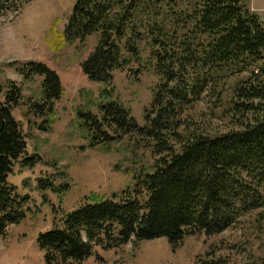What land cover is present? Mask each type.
<instances>
[{"label":"trees","instance_id":"obj_1","mask_svg":"<svg viewBox=\"0 0 264 264\" xmlns=\"http://www.w3.org/2000/svg\"><path fill=\"white\" fill-rule=\"evenodd\" d=\"M9 1L19 11L30 0ZM57 25L46 38L53 51L98 36L82 63L87 78L104 85L101 100L107 101L100 104L101 117L80 114L92 146L138 131L152 142L156 160L133 189L111 198L90 194L63 223L42 233L38 245L46 264H77L94 247L161 237L176 249L189 234L222 233L264 208V18L249 0H75L62 32ZM146 62L161 82L141 126L114 98V78L117 70ZM20 71L25 80L43 77L41 96L28 111L43 118L39 127L46 130L65 95L59 74L42 62ZM222 80L232 81L235 126L219 134L188 126L185 108ZM21 101L14 83L0 99V238L25 219L29 202L8 181L27 153V136L13 112ZM35 157L23 165L33 166Z\"/></svg>","mask_w":264,"mask_h":264},{"label":"rangeland","instance_id":"obj_2","mask_svg":"<svg viewBox=\"0 0 264 264\" xmlns=\"http://www.w3.org/2000/svg\"><path fill=\"white\" fill-rule=\"evenodd\" d=\"M12 2L5 1L0 7V99L5 100L13 83L22 90L21 104L13 112L27 136V153L15 164L8 181L22 196H29V202L25 219L9 226L0 238V264H46L45 252L38 245L42 233L63 223L90 194L111 198L115 193L121 196L128 186L133 189L136 178L150 171L156 158L152 142L138 131L93 147L85 131L88 128L80 126L81 112L101 117L100 104L107 102L101 100L104 85L90 81L82 70L98 36L59 51H53L46 39L55 22L59 31L64 30L75 0H30L19 11ZM146 42H141L144 60L150 55ZM29 62H42L56 70L65 89V95L56 101L55 121L46 130L39 127L43 118L28 111L41 96L43 80L41 76L23 78L20 70ZM160 82L153 65L134 63L130 69L115 72L114 98L130 108L138 124L144 126L145 111ZM231 90L232 81L222 80L216 90H207L185 108L188 126L211 134L232 129L236 120ZM33 157V166L23 165ZM205 262L264 264V208L243 216L222 233L189 234L176 249L164 237L111 249L94 247L93 255L77 264Z\"/></svg>","mask_w":264,"mask_h":264},{"label":"crops","instance_id":"obj_3","mask_svg":"<svg viewBox=\"0 0 264 264\" xmlns=\"http://www.w3.org/2000/svg\"><path fill=\"white\" fill-rule=\"evenodd\" d=\"M252 9L264 18V0H250Z\"/></svg>","mask_w":264,"mask_h":264}]
</instances>
